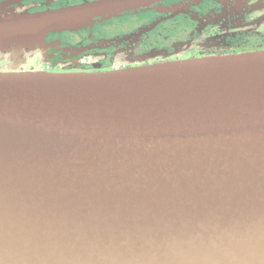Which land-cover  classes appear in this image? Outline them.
I'll return each mask as SVG.
<instances>
[{
	"label": "water",
	"instance_id": "95a60500",
	"mask_svg": "<svg viewBox=\"0 0 264 264\" xmlns=\"http://www.w3.org/2000/svg\"><path fill=\"white\" fill-rule=\"evenodd\" d=\"M161 1L1 9L0 53ZM0 264H264V51L0 73Z\"/></svg>",
	"mask_w": 264,
	"mask_h": 264
},
{
	"label": "flooded vegetation",
	"instance_id": "af4514ba",
	"mask_svg": "<svg viewBox=\"0 0 264 264\" xmlns=\"http://www.w3.org/2000/svg\"><path fill=\"white\" fill-rule=\"evenodd\" d=\"M97 1L102 0H27L9 6V11L34 14ZM259 1L163 0L99 21L88 30L71 35L52 33L46 39L48 46L55 43L48 55L52 62L46 61L43 69L35 65L23 70L28 58L13 53L11 59L0 62V72L101 73L262 52L264 8L252 10V4ZM75 36L80 40H74Z\"/></svg>",
	"mask_w": 264,
	"mask_h": 264
},
{
	"label": "rangeland",
	"instance_id": "374dc122",
	"mask_svg": "<svg viewBox=\"0 0 264 264\" xmlns=\"http://www.w3.org/2000/svg\"><path fill=\"white\" fill-rule=\"evenodd\" d=\"M25 1H27V0H22L20 2H25ZM237 1H241V0H237ZM4 4L5 3H0V11H2L1 9H4V11L8 12L9 7H2V5H4ZM6 4L8 5V2H6ZM252 8H253L252 9L253 11H260V9H263L264 8L263 0L257 2V4L256 3L252 4ZM38 13H40V12H38ZM18 14H33V13H30V12L26 13L25 12V13H17V14H14V15H18ZM0 15H1V12H0ZM94 25L88 27L87 29H83V30H80V31H77V32H81V31H84V30H88L89 28H93ZM77 32H64V33H69L71 35V33L73 34V33H77ZM49 36H50V34L46 35L44 37V39L40 40L39 42H35V43H33V44L29 45V46H26V47L18 50V51H20V52H17V55H18L19 58L23 59L25 56L28 58V59H26V61L21 66L23 68V70H29L30 66H35V65H37L41 69H43L46 66L45 62L49 60V56H48L49 52L55 47V43L50 45V46L46 45V39ZM74 40H76V41L80 40V36H75ZM13 53H15V51L8 52V53L7 52L0 53V62H2V60H4V59H7V60L11 59ZM30 56H35L36 59L35 60H30L29 59ZM49 61L52 62V60H49ZM8 63H11V62H8ZM0 64H2V63H0ZM50 65L52 66V63ZM3 72H5V71H2L0 73H3Z\"/></svg>",
	"mask_w": 264,
	"mask_h": 264
}]
</instances>
